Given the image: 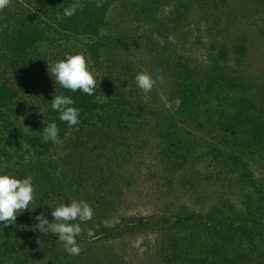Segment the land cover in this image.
<instances>
[{"label": "rangeland", "instance_id": "1", "mask_svg": "<svg viewBox=\"0 0 264 264\" xmlns=\"http://www.w3.org/2000/svg\"><path fill=\"white\" fill-rule=\"evenodd\" d=\"M108 24L118 43L110 55L116 81L126 82L124 107L115 120H95L69 131L40 160L48 164L49 180L37 175L41 162L19 170L16 160L7 165L1 155L0 175H32L33 206L45 209L50 223L55 222L52 208L60 204L83 200L93 208V218L81 224L84 232L76 237L83 242L78 243L81 253L69 255L61 245L64 264H185L188 256L196 264L200 256L209 257L207 264H264V146L247 158L253 182L232 181L212 154V146L224 141L219 101L211 104L204 92L208 101L199 116L172 112L181 96L178 76L190 69L202 79L212 73L226 77L219 93L227 88L234 102L239 94L241 102L253 98L251 107L264 121V0H114ZM111 61L92 70L97 83ZM139 72L156 80L151 92L137 86ZM1 142L0 131V147ZM192 214L206 215L208 222L178 223ZM231 214L239 226L222 229L219 237L216 225L224 228ZM26 215L17 216L15 233L46 235L35 229L37 215L29 228ZM138 217L148 224L134 230L129 221ZM89 228L95 239L89 240ZM58 239L51 233L52 248ZM166 244L175 256L166 258ZM52 253L49 264H59Z\"/></svg>", "mask_w": 264, "mask_h": 264}, {"label": "trees", "instance_id": "2", "mask_svg": "<svg viewBox=\"0 0 264 264\" xmlns=\"http://www.w3.org/2000/svg\"><path fill=\"white\" fill-rule=\"evenodd\" d=\"M113 1L79 0L83 9H77L72 17L65 16L62 21L57 19V13L62 14L63 8L76 0H11L9 6L0 11V155L7 165L14 164L16 160L14 165L22 170L32 169L34 165L42 163L40 160L50 154L57 144L43 141V128L50 123L57 124L58 138L62 140L69 131L84 128L95 120L114 121L118 110L124 107L126 82L116 81V68L110 57L118 45L114 44V31L108 24ZM97 2L103 6L96 7ZM74 54H83L91 71L102 70L106 59L111 61L107 65V71L100 75V81L92 96L80 91L66 90L55 83L54 77L50 75L49 65ZM199 75L188 69L185 75H181L182 79L178 76L181 104L178 110L174 104L172 112L183 118L188 117L190 112L199 116L201 108L208 101L205 93L211 98V104L213 99H217V109H222L218 123L224 128V141L212 146V154L218 159L220 170L229 179L236 182L238 178H249L253 182L247 158L249 155H256L264 146V121L261 122L263 117L252 109L253 98L241 102L244 96L239 94L234 102L229 100V93L233 92L227 88L222 92L224 97L219 93L225 85L220 84L221 79L225 80L226 77L221 74L215 77L212 73L202 79ZM55 95L70 96L75 101L72 106L80 110L77 125L69 127L59 119L60 113L52 110L51 101ZM47 165V162L42 163V168L37 173L39 176L42 174L44 180H49L44 171H47ZM15 177L23 179L27 175ZM215 211L214 208L210 214H215ZM25 212L28 215L24 217V221L28 228L32 226L31 222L36 215H46L45 209L34 207L33 203ZM30 215L33 217L28 218ZM233 215L224 219V228H221V223L216 225L219 237L223 230L229 229L228 226H239L240 220ZM181 220L184 221L182 225L187 226L192 222H208L207 216L203 214L185 215L178 219V223ZM252 220H255V216ZM147 221L145 217H138L129 222L135 230L147 226ZM15 230L14 225L1 226L0 264H49L52 251L54 258H58L57 263L64 264L62 244L58 243L52 248L51 233L27 236L28 230L16 233ZM78 243L83 242L79 240ZM164 248L166 258L177 254L176 251H170L167 244ZM215 248L214 255L220 246ZM185 252L188 253L189 249L186 248ZM205 259L209 257L200 256V263L207 264ZM184 261L185 264H196L189 256Z\"/></svg>", "mask_w": 264, "mask_h": 264}, {"label": "clouds", "instance_id": "3", "mask_svg": "<svg viewBox=\"0 0 264 264\" xmlns=\"http://www.w3.org/2000/svg\"><path fill=\"white\" fill-rule=\"evenodd\" d=\"M11 0H0V11L5 9ZM103 4L97 2L96 7H102ZM77 9H83V5L76 0L70 6L64 7L62 14L57 13V19L63 20V17H72ZM153 39L157 40L161 46L164 40L159 34L154 33ZM169 42L175 43V37L169 35ZM49 65V64H48ZM49 72L54 77L55 83L62 88L71 92L80 91L86 95L95 94L97 80L94 73L89 69L87 58L83 54L68 55L66 59L49 65ZM162 79V77L160 78ZM135 82L139 89L144 93H149L154 88L156 80L150 73L139 72L135 76ZM178 110L181 100L177 98L175 101ZM75 101L70 96L55 95L51 101L53 111L60 113L59 119L66 122L69 127L79 123L80 110L72 105ZM166 107L171 108V103H166ZM43 141H52L53 143H62L59 140V129L56 123H50L43 128ZM36 193L32 182V177L19 179L7 174L0 175V222L4 227L15 224L17 216L29 210V205L34 202ZM51 207V206H50ZM52 208V207H51ZM51 215L55 222H49L43 213L37 215L35 219L39 223L35 226L38 231L48 234H56L58 242L64 247L69 255H79L82 248L78 245L76 237L82 235L84 230L81 224L90 221L94 216L93 208L83 200H72L70 204H60L58 207L52 208ZM34 211V210H33ZM89 240L95 239V232L89 228L87 230Z\"/></svg>", "mask_w": 264, "mask_h": 264}]
</instances>
